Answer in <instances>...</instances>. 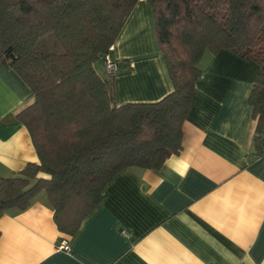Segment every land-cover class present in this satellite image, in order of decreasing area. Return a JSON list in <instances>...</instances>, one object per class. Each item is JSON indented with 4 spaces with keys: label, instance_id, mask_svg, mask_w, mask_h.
I'll return each mask as SVG.
<instances>
[{
    "label": "crops",
    "instance_id": "1",
    "mask_svg": "<svg viewBox=\"0 0 264 264\" xmlns=\"http://www.w3.org/2000/svg\"><path fill=\"white\" fill-rule=\"evenodd\" d=\"M109 56L123 62L117 106L171 92L148 0L136 2ZM200 66L178 154L117 173L72 235L57 229L45 194L0 214V264H264V155L248 102L259 65L220 49ZM32 100L0 62V179L38 162L16 118ZM63 237L69 251L56 249Z\"/></svg>",
    "mask_w": 264,
    "mask_h": 264
},
{
    "label": "trees",
    "instance_id": "2",
    "mask_svg": "<svg viewBox=\"0 0 264 264\" xmlns=\"http://www.w3.org/2000/svg\"><path fill=\"white\" fill-rule=\"evenodd\" d=\"M137 1L0 0V62L31 89L16 118L38 157L0 179V214L23 211L44 192L57 229L74 234L117 173L158 169L181 151L200 62L220 49L259 65L248 102L261 154L264 0H148L172 90L117 106L114 76L98 65Z\"/></svg>",
    "mask_w": 264,
    "mask_h": 264
},
{
    "label": "built area",
    "instance_id": "3",
    "mask_svg": "<svg viewBox=\"0 0 264 264\" xmlns=\"http://www.w3.org/2000/svg\"><path fill=\"white\" fill-rule=\"evenodd\" d=\"M111 49V48H110ZM102 67L107 76H114L118 70V60L113 59L109 56V53L101 60ZM260 151L261 154L264 155V128H262L260 134ZM56 249L57 250H63V251H69V245L66 238H61L56 243Z\"/></svg>",
    "mask_w": 264,
    "mask_h": 264
},
{
    "label": "rangeland",
    "instance_id": "4",
    "mask_svg": "<svg viewBox=\"0 0 264 264\" xmlns=\"http://www.w3.org/2000/svg\"><path fill=\"white\" fill-rule=\"evenodd\" d=\"M48 48H49V49H52V50H56V51H59V50H60L59 48H57V49L53 48L51 45L48 46ZM205 55H207V53H206ZM205 55H204V56H205ZM200 63H201V62H200ZM100 67H101V65L99 64V65H98L99 71H101V68H100ZM41 194H45V193L42 192Z\"/></svg>",
    "mask_w": 264,
    "mask_h": 264
}]
</instances>
